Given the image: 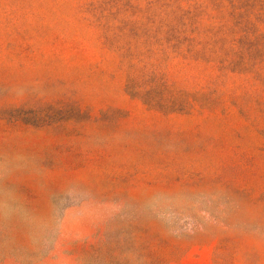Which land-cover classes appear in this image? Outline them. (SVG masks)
<instances>
[{
    "label": "rangeland",
    "instance_id": "1",
    "mask_svg": "<svg viewBox=\"0 0 264 264\" xmlns=\"http://www.w3.org/2000/svg\"><path fill=\"white\" fill-rule=\"evenodd\" d=\"M0 157L24 264H264V0H0Z\"/></svg>",
    "mask_w": 264,
    "mask_h": 264
},
{
    "label": "clouds",
    "instance_id": "2",
    "mask_svg": "<svg viewBox=\"0 0 264 264\" xmlns=\"http://www.w3.org/2000/svg\"><path fill=\"white\" fill-rule=\"evenodd\" d=\"M25 158L5 161L0 157V249L5 250L14 264H24L25 248L17 243L12 232L13 225H21L25 229L28 246L35 251L40 259L48 254L52 243L49 234L63 227L62 216L57 219L56 212L51 219L38 215L25 201L12 177L27 170ZM57 202L53 201V207Z\"/></svg>",
    "mask_w": 264,
    "mask_h": 264
}]
</instances>
